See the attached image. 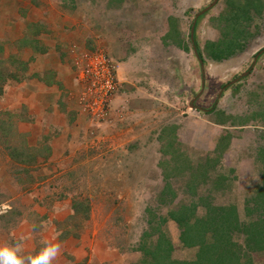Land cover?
<instances>
[{
    "label": "rangeland",
    "instance_id": "1",
    "mask_svg": "<svg viewBox=\"0 0 264 264\" xmlns=\"http://www.w3.org/2000/svg\"><path fill=\"white\" fill-rule=\"evenodd\" d=\"M91 1L90 14L101 26L98 37L87 39V47L105 56L116 90L101 115L95 116L88 103L81 101L84 85L78 83L76 101L88 118L81 130H72L78 135L67 139L66 150L56 161L51 160L49 148L55 132L24 130L19 111L0 108V246L20 244V255L26 258L35 256L44 241L59 244L60 252L51 264H136L141 255L133 250L142 232L149 229L150 214L163 215L169 207L161 203L169 201L167 191L161 194L164 166L169 165L162 154L167 141L160 139L161 130L178 129L179 151L192 165L206 158L216 160L215 147L223 130L210 124V110H222L223 87L248 71L264 49V15L255 22L257 33L239 53L252 54L245 71L229 79L224 78L223 65L208 59L202 76L189 39L195 14L213 0H123L117 8L105 7L108 0ZM225 1L219 0L197 19L194 44L203 56L205 44L220 38L212 24L228 13ZM3 55L0 93L6 81L22 74L14 59L17 55L9 51ZM201 79L203 92L194 103L191 100L200 91ZM191 104L198 109H191ZM232 118L237 125H264L261 111ZM235 139L232 150L209 173L211 182L224 176L225 188L212 191L209 183L199 189V195L212 191L208 195L215 204L236 205L240 220L247 222L251 217L246 216L245 206H253L245 201L259 183L257 163L262 161L256 160V152L264 146V130L254 134L247 130ZM12 147L25 149L28 160L33 155L36 163L11 159ZM184 179L171 180L170 190L177 194L174 205L191 201ZM73 202L88 206L85 221L74 216ZM74 226L78 237L62 239V233ZM162 229L174 246V258L193 257L194 250L181 248L174 223ZM250 259L252 264H264V252L253 253Z\"/></svg>",
    "mask_w": 264,
    "mask_h": 264
},
{
    "label": "crops",
    "instance_id": "2",
    "mask_svg": "<svg viewBox=\"0 0 264 264\" xmlns=\"http://www.w3.org/2000/svg\"><path fill=\"white\" fill-rule=\"evenodd\" d=\"M65 2L0 0V44L4 54L9 51L17 55L25 66L19 82L7 81L3 85L0 108L12 113L19 111L24 130L55 132L49 141L52 161L66 150L67 139L78 135L72 130L85 126L88 117H84L76 101L80 93L78 82L89 59L98 53L87 47L89 39L98 37L100 25L90 14L93 2L74 0V5L68 7ZM13 47L17 48L13 51ZM250 56L243 52L215 65H223L224 78L231 79L245 71ZM248 71L237 83L225 88L224 106L218 109L223 113L222 130L231 135L228 151L236 143L237 135L247 130H253V134L264 130V125H237L232 118L258 111L264 116V54ZM211 122L217 126L215 114Z\"/></svg>",
    "mask_w": 264,
    "mask_h": 264
},
{
    "label": "trees",
    "instance_id": "3",
    "mask_svg": "<svg viewBox=\"0 0 264 264\" xmlns=\"http://www.w3.org/2000/svg\"><path fill=\"white\" fill-rule=\"evenodd\" d=\"M122 1L108 0L106 6L117 8ZM225 2L228 4V13L213 20L216 24H212L219 32L220 38L216 42L205 44L204 56L197 48V55L202 58L203 63L205 59L213 63H222L242 52L245 41L257 33L258 28L255 22L264 15V0H226ZM65 3L68 7L74 5V0H66ZM194 45L193 42L192 46ZM3 54V45L0 44V55L5 57ZM10 56L7 55L6 58ZM14 59L22 67L23 72L25 66L19 62L17 56ZM2 73L0 70V74ZM19 77H14V81L19 82ZM210 112L216 115L215 124L223 126L222 111L218 109L216 111L214 107ZM177 130L174 126L160 132V139L167 141L162 154L169 162L168 166H164L165 185L161 193L165 195L167 191L169 201L162 200L161 203L169 207L163 215L150 214L149 229L142 232L133 250L141 255L140 261L136 264H252L251 255L264 252V147L258 148L256 152V160L262 161L261 165L256 162L259 165V183L254 188V195L245 201V204L251 203L253 206V209H248L246 206L244 209L246 216L251 219L243 222L240 220L236 205L215 204L212 197L208 195L212 191H222L226 186L224 176H218L214 182L208 178L209 173L216 166V161L228 151L231 139L228 130H223L215 147L216 160L206 158L204 162H198L196 165H192L181 155L177 142ZM9 151L10 158L19 164L36 163L33 155L29 157L30 161L28 160L25 149L18 150L12 147ZM178 177L185 178V191L191 201L174 205L172 203L177 194L170 190V185L171 180ZM209 183L212 184V191L199 195V189ZM171 205L173 207L170 208ZM72 209L75 217L81 216L84 221L87 219L89 210L87 205L73 202ZM168 222L174 223L179 231L178 240L181 248L194 250L191 259L179 260L173 257L174 246L162 229ZM75 229L74 226L65 230L61 238H67L69 235L77 238L79 234H74Z\"/></svg>",
    "mask_w": 264,
    "mask_h": 264
},
{
    "label": "built area",
    "instance_id": "4",
    "mask_svg": "<svg viewBox=\"0 0 264 264\" xmlns=\"http://www.w3.org/2000/svg\"><path fill=\"white\" fill-rule=\"evenodd\" d=\"M113 73V69L109 66L105 56L99 53L94 54L89 59L88 64L85 66L84 74L79 77L78 83L84 85L81 101L88 103L89 111L95 116L101 115L108 98L116 90V81Z\"/></svg>",
    "mask_w": 264,
    "mask_h": 264
},
{
    "label": "clouds",
    "instance_id": "5",
    "mask_svg": "<svg viewBox=\"0 0 264 264\" xmlns=\"http://www.w3.org/2000/svg\"><path fill=\"white\" fill-rule=\"evenodd\" d=\"M60 252V245L43 242V247L35 256L24 257L20 255L21 245L14 246H0V264H51L58 253Z\"/></svg>",
    "mask_w": 264,
    "mask_h": 264
},
{
    "label": "water",
    "instance_id": "6",
    "mask_svg": "<svg viewBox=\"0 0 264 264\" xmlns=\"http://www.w3.org/2000/svg\"><path fill=\"white\" fill-rule=\"evenodd\" d=\"M218 1L219 0H213L207 7H205L204 9H202L201 11H199L197 14H195L194 20H193V22H192V24L190 26V31H189V39H190V41L192 43L194 42V32H195L194 30H195V24H196L197 19L199 17L203 16L204 14H206L208 11H210L217 4ZM192 48H193L192 49L193 50V54H194V56H195V58H196V60H197V62L199 64V66H200V71H201V74L203 76V68H204L203 67V60H202V58H199L198 57L196 46L194 45V46H192ZM263 52H264V49L262 51H259L258 52V54L254 57V62L252 63L251 66L255 65V62L257 61L258 57L261 54H263ZM248 73H249L248 71L244 72L243 74H241L240 76H238L237 78H235L232 82H230L226 86H224L221 91H223L226 87H228V86H230L232 84L237 83L239 80H241L243 77H245ZM203 83H204V81H203V79H201L200 91L197 93V95L195 96V98H198L200 96V94L203 92ZM220 93L221 92H219L218 97L220 96ZM194 99H192L191 101L193 102ZM189 107L191 109H195V110L198 109V107L194 106L193 104L189 105ZM203 111H205V110H203Z\"/></svg>",
    "mask_w": 264,
    "mask_h": 264
},
{
    "label": "flooded vegetation",
    "instance_id": "7",
    "mask_svg": "<svg viewBox=\"0 0 264 264\" xmlns=\"http://www.w3.org/2000/svg\"><path fill=\"white\" fill-rule=\"evenodd\" d=\"M194 103H195V100H194Z\"/></svg>",
    "mask_w": 264,
    "mask_h": 264
}]
</instances>
